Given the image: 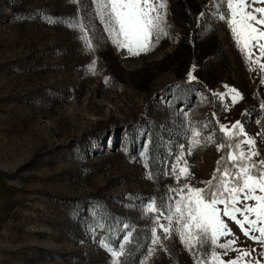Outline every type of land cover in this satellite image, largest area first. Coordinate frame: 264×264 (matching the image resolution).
<instances>
[{
  "label": "rangeland",
  "instance_id": "1",
  "mask_svg": "<svg viewBox=\"0 0 264 264\" xmlns=\"http://www.w3.org/2000/svg\"><path fill=\"white\" fill-rule=\"evenodd\" d=\"M226 10L222 0H167L168 36L131 55L112 42L92 0L93 50L69 27L85 25L79 3L0 0V264H215L210 244L189 250L181 242L175 216L170 238L160 225L189 194L185 184L206 189L219 175L229 149L217 145L244 139L229 140L221 125L239 121L256 141L253 159L264 160V70L256 62L250 70L217 18ZM232 89L242 96L235 103ZM223 207L234 237L220 242L235 238L234 248L251 252L239 264H264V244ZM216 251L225 262L240 255Z\"/></svg>",
  "mask_w": 264,
  "mask_h": 264
},
{
  "label": "snow or ice",
  "instance_id": "2",
  "mask_svg": "<svg viewBox=\"0 0 264 264\" xmlns=\"http://www.w3.org/2000/svg\"><path fill=\"white\" fill-rule=\"evenodd\" d=\"M71 2L79 3L80 0H71ZM222 2L226 4L227 10L217 18L228 25L239 50L245 55L250 70H253L251 66L254 62L259 63L261 70H264V63L261 62L264 61V0H222ZM92 3L96 16L104 24V30L108 32L112 42L119 48H126L131 55L150 51L153 44L158 43L161 37L168 36L167 0H92ZM69 27L83 33L80 39L87 50H93L92 40L82 20L70 23ZM253 49H257L260 55L254 58ZM89 71L95 73V61L89 66ZM189 79L195 77L190 73ZM231 91L235 93L232 96L233 103L237 101V97L242 99L235 89ZM220 131L224 132L229 140L235 137H244V139L234 145L231 143L217 145L218 150H223L225 147L229 149L227 156L218 161L216 173L219 175H214L212 180L205 182L208 185L206 189L192 188L185 184L184 188L189 190V194L177 202L175 211L168 206L170 215L166 218L169 220V226L160 225V227L163 229L164 239L170 238L172 217L175 216L177 223L181 225L175 231L189 250L194 244L202 248L208 243L211 246L209 259L215 264H239L244 257L251 256V252L234 248L233 245L237 242L235 238L220 242L222 237H234V234L221 217V209L218 205L224 206L223 216L234 221L245 236L264 244V160L253 159L259 156V152L255 150L256 141L247 135L239 121L232 125V130L221 125ZM198 135L199 133L193 130L191 141L193 147L201 144V141L196 139ZM260 135H264V132ZM208 140L211 141L212 137H208ZM242 145L247 146L246 151ZM191 151L192 148L188 151L189 155ZM183 158L182 151L177 157L178 163ZM184 164L185 167L180 168L179 172L187 177L190 172L186 160ZM221 164L223 167L219 166ZM175 172L176 169L173 168V173ZM258 192L260 194H257ZM248 201L255 203L248 204ZM237 204H242L243 207H237ZM156 210L154 203L147 209L148 212ZM237 214L242 219L238 218ZM250 215L254 218L250 219ZM245 224L249 227L245 228ZM254 232L259 235H253ZM153 237L154 244L160 242L156 229H153ZM104 247L113 257L122 255L121 252L108 248L106 244ZM217 248L224 250L223 255H227L229 250L236 251L240 255L225 262L221 254L217 253ZM149 255L152 253L150 252ZM198 264H208V260ZM256 264L260 262L256 261Z\"/></svg>",
  "mask_w": 264,
  "mask_h": 264
},
{
  "label": "trees",
  "instance_id": "3",
  "mask_svg": "<svg viewBox=\"0 0 264 264\" xmlns=\"http://www.w3.org/2000/svg\"><path fill=\"white\" fill-rule=\"evenodd\" d=\"M79 5H80L81 14H82V18L85 23V26L87 27L90 35L93 36L95 27L93 25L94 20L90 16L91 0H80ZM198 24L203 29L206 27L203 16H200ZM98 31L101 32L100 29ZM258 113L260 114V129H261L260 133H262L264 132V107H261L260 109H258ZM136 232H138V230ZM145 235L146 233L143 234V236ZM145 241L143 242L142 247L145 245ZM132 256L134 257L136 256V254H132Z\"/></svg>",
  "mask_w": 264,
  "mask_h": 264
}]
</instances>
